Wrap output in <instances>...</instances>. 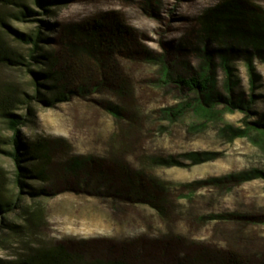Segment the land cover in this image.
Wrapping results in <instances>:
<instances>
[{"label":"rangeland","instance_id":"374dc122","mask_svg":"<svg viewBox=\"0 0 264 264\" xmlns=\"http://www.w3.org/2000/svg\"><path fill=\"white\" fill-rule=\"evenodd\" d=\"M23 1L33 16H12L10 27L56 23L55 52L90 81L70 101L37 104L21 128L24 142H49L47 179L25 180L46 195L20 191L12 158L0 153L2 193L22 197L9 220L23 225L22 205L37 209L27 236L0 223V258L61 243L87 255L125 248L155 264L192 255L217 264L228 251L264 264V0H67L53 16ZM110 18L128 33L91 55L85 28ZM206 62L209 94L161 81L163 66L187 76ZM17 79L29 81L0 65V85ZM185 103L177 117L166 115ZM0 135L10 149L1 119ZM130 177L152 203L136 200Z\"/></svg>","mask_w":264,"mask_h":264},{"label":"trees","instance_id":"16d2710c","mask_svg":"<svg viewBox=\"0 0 264 264\" xmlns=\"http://www.w3.org/2000/svg\"><path fill=\"white\" fill-rule=\"evenodd\" d=\"M67 0H34L47 16H53L65 6ZM24 9H19V7ZM52 6H55L53 9ZM9 9V13L6 10ZM34 11L22 0H0V65L13 71H21L28 77L24 85L20 80L0 85V119L5 121L11 130L9 138L10 149H5L6 142L0 135V153L9 155L15 166L14 182L20 191L26 189L27 195L32 198L46 195L43 188H32L25 180L37 178L47 179V166L51 160L49 154V142L44 138H35L24 142L21 134L22 126L26 125L35 116V106L41 104L51 108L62 102L72 100L83 92L90 80H79V65L69 55L55 52V44L60 43L49 35L54 32L56 23L47 20L41 21L46 32L36 26L27 31L12 29L8 21L12 16L21 20L26 16H33ZM7 15V16H6ZM10 16V17H8ZM252 24L258 26V20L252 17ZM218 26V25H217ZM5 28L7 30H5ZM89 37L86 46L91 55L95 50L110 52L117 40L128 33L116 20H94L85 28ZM218 34L220 29H213ZM11 33V34H10ZM71 50H78L75 42L70 43ZM256 46L258 44L256 43ZM161 81L174 83L176 86L196 91L201 94H209L213 86V73L211 64L206 62L198 72L183 76L182 73H172L169 67L163 66ZM207 98H210L208 95ZM202 104V102L200 101ZM187 103L165 109L169 118L177 117L187 107ZM20 108H25L24 114L18 113ZM72 168H74L72 166ZM1 178V173H0ZM133 196L136 200L153 202V194L142 187L141 181L130 177ZM5 196V197H3ZM21 196L13 198L2 193L0 188V223L12 233L29 235L33 217L37 209L31 210L27 205H22L21 218L23 225L9 220V214L16 212ZM20 228V229H19ZM217 264H247L237 253L228 251L222 257H218ZM0 264H155L151 260L142 259L129 253L125 248L119 252L87 255L84 252L69 248L65 244L51 246H37L28 249L13 258L1 259ZM176 264H207L201 255H192Z\"/></svg>","mask_w":264,"mask_h":264}]
</instances>
